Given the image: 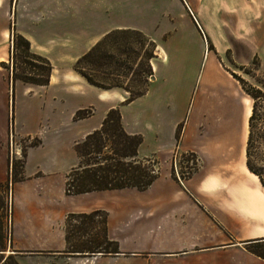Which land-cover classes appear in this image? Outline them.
<instances>
[{"label":"crops","instance_id":"crops-1","mask_svg":"<svg viewBox=\"0 0 264 264\" xmlns=\"http://www.w3.org/2000/svg\"><path fill=\"white\" fill-rule=\"evenodd\" d=\"M147 1L150 4L0 0V186L9 182L11 187L10 245L30 251L14 254H60L66 216L100 210L106 213L107 238L117 243L119 251L112 260L161 257L186 264H228L230 257L231 264H264V259L243 248L247 241L264 243V190L245 165L246 110L251 103L241 86L221 72L215 53L207 51L210 57L204 62L206 31L196 6L184 0L185 8L175 0L178 15L170 19L167 2ZM252 1L264 15V0ZM120 28L138 29L155 43L162 42L161 47L156 43L151 60L148 90L123 105L125 91L94 86L72 68L106 32ZM186 31L195 41L193 59L186 55ZM263 32L261 22L255 34L259 37ZM14 34L50 61L47 85H12L1 66L11 60ZM11 89L12 151L13 146L20 147V139H40L38 146L26 148L21 177L13 182L7 123L2 118ZM114 107H119L124 131L142 137L138 156L160 163L158 176L144 190L65 194L66 174L78 163L72 147L99 128ZM83 109L91 113L73 120L75 112ZM179 124L183 126L176 145ZM61 133L72 148L71 158L63 162L54 153L60 150ZM235 133L238 149L229 157L222 146L230 145ZM48 137L50 148L45 146ZM39 148L44 150L37 151L35 159L33 150ZM189 151L198 157L197 169L188 178L174 175L173 158Z\"/></svg>","mask_w":264,"mask_h":264},{"label":"trees","instance_id":"trees-1","mask_svg":"<svg viewBox=\"0 0 264 264\" xmlns=\"http://www.w3.org/2000/svg\"><path fill=\"white\" fill-rule=\"evenodd\" d=\"M18 45L23 48L20 50V56L23 59L40 62L42 66L29 63L31 66L29 71L17 74L15 58ZM155 51V42L142 31L132 28L112 29L79 56L72 68L94 86L103 89L119 88L125 91L127 94L121 104H128L144 95L148 90L150 77L153 74L151 60L155 57ZM11 56L14 65L13 80L18 79L24 83L41 86L48 84L52 70L50 61L46 57L32 52L29 42L19 34L13 35ZM231 74L239 82L241 81L235 74ZM245 92L253 101L247 120L245 165L251 173L257 176L264 190V156L259 157L258 155L264 152V133L260 132L264 125L258 126L264 117L257 112L256 106V100L264 94L260 90ZM85 111V109L77 110L73 120L86 117ZM182 126L179 124L175 131L176 145L179 142ZM141 142L142 137L139 134H128L124 131L119 107L109 109L100 127L86 134L83 139L74 144L73 149L78 163L71 167L66 174L65 194L123 188L146 189L158 176V160L138 156V147ZM180 157L191 162L190 166H185L187 172L182 175V178H188L197 169L198 157L190 151L181 153ZM257 160L261 162L260 166L256 165ZM12 166L13 164H11V168ZM22 167L23 165L19 175L22 172ZM17 180L13 179L12 182ZM99 214L103 215V241H97L93 247L87 249L70 247V249H74L72 251L102 254L119 252L117 243L106 238L105 212L97 210L90 214H68L66 219L93 218ZM2 239L3 234L0 231V241ZM65 240L67 242V237ZM252 244L256 247L261 246V243L247 242V245ZM247 250L264 259V249ZM0 251H4V249L0 248Z\"/></svg>","mask_w":264,"mask_h":264},{"label":"rangeland","instance_id":"rangeland-1","mask_svg":"<svg viewBox=\"0 0 264 264\" xmlns=\"http://www.w3.org/2000/svg\"><path fill=\"white\" fill-rule=\"evenodd\" d=\"M138 3L150 4L149 1L145 2L146 0H137ZM159 2H167L168 3V15L170 19H173L178 14L179 7L175 4V0H158ZM188 3L193 4L195 7L194 11H196L198 18L201 23L204 22L205 24V31H206V40H203L205 43V48L207 51L211 53H215L220 66L221 72L229 76V78H233L237 84L244 89V94L248 98L249 102L252 104L251 97L245 92H254V90H260L264 94V32L261 33L260 36L256 35V31L258 30V24L261 22L264 23V15L262 12L258 10V6L254 4L252 0H242L239 3V0H186ZM180 3H184V0H179ZM170 8V9H169ZM186 8V6H185ZM257 8V9H256ZM189 16L190 13H188ZM180 16H182L180 14ZM203 26V25H202ZM186 33H188L186 31ZM203 35L202 32H200ZM148 35V34H146ZM149 36V35H148ZM164 34L163 37H165ZM254 36H257L256 39ZM150 37V36H149ZM15 39V38H14ZM203 39V38H202ZM205 39V38H204ZM11 45L13 46V38L11 40ZM160 47L162 46L161 41L156 42ZM155 43V44H156ZM19 44V43H18ZM10 45V50L12 54V46ZM184 47L186 49V55L188 58L193 59L194 54V39L189 35L185 37L184 40ZM197 45V44H196ZM201 45V42L199 43ZM197 45L199 48L200 46ZM23 48L21 45H18V51L16 52L15 58V69L17 74H20L22 71H29L31 69V64L35 66H42L40 62L26 60L20 56V50ZM206 57L204 58V62H206ZM30 63V65H29ZM1 68L7 70L8 78L11 77L12 85L14 86L15 82L21 83L22 81L16 79H12V70L14 65L12 63V56L11 60L9 58V63H4V66ZM235 74L237 78H240V82L231 74ZM2 74V73H1ZM6 73L3 74V77ZM24 83V82H23ZM20 89L18 90V92ZM127 94V93H126ZM20 101V99H19ZM13 103V92L8 93L5 96V111L3 112V122L7 123V138L9 141V127L11 122V109ZM257 112L262 114L264 117V95L260 96L256 100ZM5 113H7V117H5ZM91 113L90 109H86L85 115L88 116ZM264 125V119L260 121L258 126ZM260 132L264 133V127L260 129ZM12 134L13 140H15V134L13 130L12 124ZM59 149L58 152H54L56 156V160L63 162L72 156V148L68 147L66 142V134L61 133L59 136ZM20 147L16 149V147L12 146L9 141V154L13 156L12 160V180L20 178V171L21 166L24 162V156L27 147H35L40 144V139L38 137L33 138H25L20 139L17 143ZM57 144V143H56ZM45 146L50 148L51 147V137H48L45 143ZM45 147V149H46ZM44 148V146H43ZM36 149L33 150V158H38V152L44 149ZM223 150H226L229 157H234L235 155L231 156L229 151L230 145L224 147L222 146ZM17 153V155H15ZM54 155V154H51ZM259 157L264 156V152L258 154ZM50 158V157H49ZM48 158V159H49ZM75 158V156H74ZM10 159V158H9ZM76 159V158H75ZM176 167L172 169L173 174L182 175L187 172L185 166L191 165V162H187L180 157V154L175 155L173 158ZM10 163V162H9ZM159 169H160V163ZM256 165L260 166L261 162L259 160L256 161ZM175 166V165H174ZM176 178V177H175ZM9 182L7 185H3L0 188V231H2L3 239L0 241V248L5 250H13L14 252H30V251H23L17 250L12 248L10 245V222H11V214L12 208H10V194L9 190ZM67 218V216H66ZM65 218L63 224V233L64 237H67L64 241V247L59 252L60 254H35L31 255L29 253L23 254H4L0 255V264H186L178 263L171 259H165L161 257H151L150 259H143L136 258V259H116L112 260L113 256L111 253L107 254H100L98 256H94V253L90 252H79V251H72L74 249H70V247L76 248H90L95 245L97 241H103V215L99 214L94 216L93 218H70L67 220ZM107 238V235H106ZM108 239V238H107ZM233 242V241H232ZM251 242V241H247ZM112 247V245H109ZM243 248L249 252L247 249H257L263 250L264 243L261 246H254L252 245H244ZM80 249V250H83ZM250 253V252H249ZM252 254V253H251ZM94 258V259H91ZM227 263L231 264L232 258H227Z\"/></svg>","mask_w":264,"mask_h":264},{"label":"bare ground","instance_id":"bare-ground-1","mask_svg":"<svg viewBox=\"0 0 264 264\" xmlns=\"http://www.w3.org/2000/svg\"><path fill=\"white\" fill-rule=\"evenodd\" d=\"M204 45V44H203ZM205 47H203V50L205 51L204 52V58L206 57V61L209 59V57H208V54H207V50L206 49H204ZM248 101V100H247ZM250 109H251V106L246 110V118L249 116V114H250ZM245 121V120H244ZM238 143H239V134H237V133H235V135H234V137L232 138V140H231V144H230V147L232 148V151H230V153H231V156H232V153H233V151H234V153L233 154H235L236 153V151H237V149H238ZM222 146V145H221ZM220 146V147H221ZM17 154V153H16ZM251 174V173H250ZM251 176H253L254 178H256V176L254 175V174H251ZM240 244H242V243H238V245H240ZM4 253L5 254H7V255H9V254H13L14 253V251H12V250H5L4 251Z\"/></svg>","mask_w":264,"mask_h":264},{"label":"built area","instance_id":"built-area-1","mask_svg":"<svg viewBox=\"0 0 264 264\" xmlns=\"http://www.w3.org/2000/svg\"><path fill=\"white\" fill-rule=\"evenodd\" d=\"M9 141H10V143H11V146H12V139H13V134H12V125L10 124V127H9ZM15 155H17V154H15ZM13 156H12V153H11V156H10V159H9V162H10V172H11V164H12V160H13V158H12Z\"/></svg>","mask_w":264,"mask_h":264},{"label":"water","instance_id":"water-1","mask_svg":"<svg viewBox=\"0 0 264 264\" xmlns=\"http://www.w3.org/2000/svg\"><path fill=\"white\" fill-rule=\"evenodd\" d=\"M0 254H4L3 252H0ZM95 255L94 256H97V255H100L102 253H94Z\"/></svg>","mask_w":264,"mask_h":264}]
</instances>
